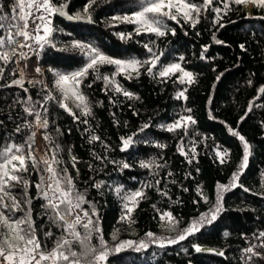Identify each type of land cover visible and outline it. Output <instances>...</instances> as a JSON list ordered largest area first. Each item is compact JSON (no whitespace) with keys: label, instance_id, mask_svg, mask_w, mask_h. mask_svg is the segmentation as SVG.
<instances>
[{"label":"trees","instance_id":"obj_1","mask_svg":"<svg viewBox=\"0 0 264 264\" xmlns=\"http://www.w3.org/2000/svg\"><path fill=\"white\" fill-rule=\"evenodd\" d=\"M52 2L59 5L64 0ZM67 2L70 14L77 11L83 14L89 0ZM194 2L200 4L202 0ZM224 3H228V9H224ZM246 3L236 5L231 0H213V5L207 11L202 9L194 19L199 21L195 27L191 21L182 18L179 23L165 18L173 28L166 35L157 36L144 31L135 35L136 25L112 21L114 16L122 17L136 12L139 9L138 0H96L89 8L93 23H72L59 16L53 17L56 31L52 40L56 48L46 45L37 56V65L46 85L43 82L34 84L25 81L27 93L19 86L9 87L13 79L20 78L17 54L5 66L4 78L0 79V149L16 143L23 144L27 152L25 142L35 131L32 154L38 161L42 159L37 151L39 134L52 156L55 153L56 159L62 161L55 167L67 168L76 189L84 193L89 201L83 208L90 211L91 205H95L99 213V226L110 248L121 241L148 243V247L139 252L135 248H124L112 253L106 264H245L243 249L249 244H260L261 241L254 234L264 232V93L259 92L264 86V7L253 4L249 10ZM12 4L13 0H0L4 13L9 16ZM213 7L220 8L221 12H213ZM120 33L133 35L125 41L120 39ZM217 40L223 43H216ZM72 41L90 43L113 58L140 60L149 58L150 54L144 48L148 44L157 54L163 53L161 63L180 61L185 69L191 70L194 82L180 83L179 74L166 80L153 78L141 68L138 78L132 76V79H128L123 73L116 76L123 89L138 97L128 99L122 93L114 92L110 86L105 91L104 81L95 79V73L90 70L80 89L87 97L91 115L75 120L60 107L61 94L55 87V77L50 71L73 72L84 66L86 57L78 50H57ZM240 45H244V48ZM205 46L207 51H203ZM114 71L115 67L107 64L99 69L103 76ZM181 90H184L186 99H177V93ZM49 95L55 99L46 100L45 97ZM29 96L31 101L23 103ZM29 106L34 107L42 119H47V129L22 127L20 132L15 131L18 125L34 122V117L24 111ZM187 109H191V112ZM74 112L80 115L79 109ZM182 115H191L196 121L188 127L187 134L183 130L170 132L162 127ZM83 120L88 123H83ZM145 123L151 126L139 132ZM230 128L244 136L250 145L247 167L238 181L243 187H233L222 193L223 211L211 224L203 225L185 240L168 243L165 238L175 236L162 231L160 214L170 212L179 221L177 225L182 230L215 205L217 186L229 184L232 174L238 170L243 145L229 131ZM134 133L136 135L133 136ZM45 135L50 140H45ZM92 135L100 139L92 141ZM129 136H133V143L122 150L121 137ZM181 140L187 155L179 150ZM217 149L227 152L223 157L226 163L220 162ZM73 156L77 159L75 168L72 166ZM150 160L163 167L149 169L140 166L141 161ZM122 163L130 167L122 168ZM46 173L42 163L39 172L29 163L28 171L19 173L29 181L27 191L32 198V219L42 247L47 246L45 251L51 249L55 238L61 235V230L44 215L42 205L45 201L35 187L41 175L46 180ZM96 184L101 186L96 188ZM116 188L122 189L119 195ZM141 189L146 198L139 199L131 213L134 223L121 220V216L125 215L121 196ZM14 197L23 209L15 214L19 218L28 209L22 183H16ZM49 230L54 235L45 241L43 232ZM4 232L2 225L0 233ZM148 232L163 239L164 247L160 246V239L151 242L146 235ZM225 232L229 234L227 237ZM113 234L116 239H113ZM91 243L99 247L95 234ZM194 245L217 249L224 255L197 252ZM257 250L264 252V249ZM249 264H264V260L254 258Z\"/></svg>","mask_w":264,"mask_h":264},{"label":"snow or ice","instance_id":"obj_2","mask_svg":"<svg viewBox=\"0 0 264 264\" xmlns=\"http://www.w3.org/2000/svg\"><path fill=\"white\" fill-rule=\"evenodd\" d=\"M233 4L239 5L248 0H231ZM250 2L256 4L257 7H264V0H250ZM96 3V0H89V3L85 5L83 14L77 11L74 14H69L67 11L68 2H64L56 5L52 0H13L11 6V15L4 13L3 5H0V79L4 78L5 66L11 62V57L17 54V47H27L30 51H36L33 48L32 41L38 45L39 49L42 50L46 45L56 48V44L52 40V35L56 29L52 26V17L60 16L66 17L68 20L83 21L85 23H93V18L89 12V8L92 4ZM139 9L131 15H124L122 17L114 16L112 21L119 23H128L136 25L134 29L135 35H140L142 30L147 33H154L157 36H164L167 34L166 25L163 22L164 18L175 20L179 23L177 16L174 14L175 9L178 12H182L185 20H191L192 12H195L199 16L201 10L207 11L209 6L213 5V0H202L200 4L194 2H185V0H138ZM167 8V11L164 9ZM228 3H224V9H228ZM212 11L220 13L221 9L213 7ZM35 24V28L29 30V20ZM197 20H192V26L198 23ZM219 23V20L216 21ZM223 27V25H220ZM43 33L41 35L40 33ZM172 34L175 32L172 30ZM133 33H120L119 37L122 40L127 41L132 38ZM23 37V42H20L18 38ZM216 43H223L217 40ZM243 49L244 45H240ZM144 48L150 54L148 59L140 60L137 58L131 59H117L108 56L103 53L99 48L94 47L90 43L82 41H72L69 45L64 48H59V51H71L78 50L84 57H86V63L84 66L71 73H62L55 69L52 71L55 80L54 84L56 89L61 94L59 101L60 107L67 111L73 116L75 120H80L81 116H90L91 107L87 100V97L80 91V85L87 78L89 71L95 73V79H102L105 83V91L111 86L112 90L116 93H122L123 96L128 99H138L133 93L123 89L116 81L115 77L120 74H125L126 78L132 79L131 72L137 73V78L140 74V69L144 68L147 75L156 78L170 79L176 73H181L178 77L180 83H193V74L186 71L180 63H169L163 64L160 61V57L163 53L157 54L153 51V47L148 44L144 45ZM203 51H207V46L204 47ZM19 56L21 59H26L28 53L20 52ZM203 59V52L201 54ZM183 60V57H180ZM19 63V60L16 61ZM113 65L115 71L112 78L103 76L100 74L99 69L103 65ZM159 68L157 69V65ZM38 73L41 72L40 68L35 69ZM155 70V71H154ZM15 75V72L12 73ZM219 79V77H217ZM29 83L38 84L40 81H29ZM19 86L23 88L24 92L27 93L28 89L24 88V73L20 71V78L13 79L11 85ZM91 87V84L87 85ZM259 92L264 93V86L259 89ZM72 99V103L75 108L80 110V115L72 111L69 107L68 101ZM186 99L184 92L181 91L177 99ZM31 96L28 97L27 101L23 103L28 104L31 101ZM46 100H53L55 97L49 95L45 97ZM25 113L28 116L34 117V122H26L23 125H18L16 132H20L22 127L29 129L33 128H48L47 119H42L38 111L34 107L29 106L24 108ZM47 111V109H45ZM191 112V109H187ZM251 111V106L249 107ZM243 119V117L241 118ZM83 123L87 124V120H83ZM196 123L195 119L191 115H182L172 124L162 126L167 131L174 132L177 130H183L187 134L189 126ZM151 125L145 123L139 129V132H143ZM233 135L237 136L243 145V156L238 170L232 174L229 184H219L217 200L213 207L208 212L202 213L198 219L193 220L189 226L180 230L179 234L172 238H165L170 244L178 243L179 241L185 240L189 235L198 232L200 228L205 224H211L217 219L218 214L223 211L222 208V193L229 191L233 187H243L238 184L239 177L242 171L247 167L248 158L250 155V145L245 140V137L240 135L239 132L229 129ZM136 135L135 133L133 136ZM36 132L32 131L31 135L28 136L25 142L28 146V151L25 152L23 144L11 143L0 149V224L3 225L5 232L0 233V264H106L108 257L112 253L120 252L124 248L135 247V251L139 252L141 249L148 247V243L140 241L138 244L135 241H121L115 247H109L107 242L104 240L102 229L99 224V213L96 211L95 205H91V209L86 210L83 208L87 201L84 193L79 192L76 189V185L73 181L72 176L68 173L67 168L57 169L53 165H59L62 161L56 159L55 153L51 159H41L40 161L32 154V145ZM133 136L127 138L121 137L122 150H126L133 143ZM45 140H50L48 135L44 136ZM100 137L96 135L91 136L92 141L99 140ZM165 147L164 145H159ZM105 147H107L105 145ZM179 150L184 154L183 140L179 145ZM195 152V148L192 149ZM227 155V152H217V156L220 158L221 163H226L223 158ZM98 159L100 157H97ZM191 162V159L189 160ZM31 163L32 167L40 171V164H43V171L47 172L48 179L45 180L44 176H40V181L35 185L38 189L39 196L45 201L42 207L45 209L44 215L47 220L61 230V235L55 238L51 249L45 251L46 244L42 247L41 238L37 236V228L35 221L32 219L31 203L32 198L28 196L29 181L23 179L19 175L21 172L28 171V164ZM77 159L75 156L72 157V166L76 167ZM11 166V167H9ZM140 166L142 168L152 169L154 167H163V165L156 164L155 160L141 161ZM122 168L130 167L127 163H122ZM77 175L79 170L76 169ZM11 182L22 183L24 187L25 201L28 206L27 211H24L22 217L16 218L15 214L18 210L23 211L19 202L14 196L10 194ZM159 183V181H157ZM99 188L101 185H94ZM119 195L122 191L121 188L115 189ZM247 191V189H245ZM166 195V193H165ZM4 197H8L11 203L5 201ZM146 198L144 191L138 190L130 193H125L121 196L124 201L123 208L125 209V215L121 216V220H127L129 223H134L131 220V213L139 203V199ZM205 202L207 199L205 198ZM155 208V205H153ZM7 213V215H6ZM165 218L169 219L170 224L174 227L179 221L176 220L170 212H164L160 214V219L163 221ZM96 235L99 240V247L92 245L91 239L93 235ZM9 235L13 236L17 243H12L9 240ZM51 230L43 232L45 241L53 237ZM151 242H155L160 239V246L164 247V240L155 237L154 233L148 232L146 234ZM225 237L229 234L224 233ZM256 239L260 240V244H249L248 247L243 249L242 259L245 264L253 261L254 258L264 260V252L258 251L257 249H264V232L254 234ZM113 239H116L113 234ZM74 245L79 250L74 248ZM197 252L201 251L198 245L193 246ZM219 255H224L220 252Z\"/></svg>","mask_w":264,"mask_h":264},{"label":"rangeland","instance_id":"obj_3","mask_svg":"<svg viewBox=\"0 0 264 264\" xmlns=\"http://www.w3.org/2000/svg\"><path fill=\"white\" fill-rule=\"evenodd\" d=\"M185 2H190V1L189 0H185ZM253 4L254 3L250 2V0H248V2L246 3L245 6H246L247 9L250 10L253 7ZM138 10H140V9H138ZM164 10L167 11V8H165ZM173 12L177 16V19L179 21H180L181 18L184 19L183 15H182V12H178L175 9L173 10ZM196 17H197V14L195 12H192L191 20H185V19L184 20L185 21H192V20L196 19ZM163 22L166 25V31L171 30L173 28V25L169 21H167L165 18L163 19ZM52 26H53V17H52ZM34 28H35V24L30 19L29 20V30L32 31ZM53 28H54V26H53ZM40 34L43 35L42 32ZM19 39H20V42H23V37H20ZM28 43H32L33 44V48L36 49V51H30L27 47H25V48L17 47V57H18V60H19V73H20L21 70L23 71V73H24V82L25 81H40V82L45 83V85H46V81H45V78H44V76L42 74V71L40 73H38L35 70L36 68H39L38 65H37V56H38V53H39L40 49H39L38 45L34 44L32 41H29ZM20 52L28 53V57L26 59H21L20 56H19ZM117 59L127 60V59H131V58H117ZM171 63H180L181 64L180 61H175V62H171ZM181 66H182V64H181ZM157 67H158V65H157ZM185 70L189 71V72H191L193 74V72L191 70H188V69H185ZM140 72H141V70H140ZM62 73H71V72L62 71ZM176 74H179V76H181V73H176ZM112 76H113V73H110L108 75V77L110 79L112 78ZM131 76H137V73L136 72H131ZM115 79L117 81L116 77H115ZM118 83L122 87L121 83L120 82H118ZM80 91H81V89H80ZM181 91L184 92V90H181ZM181 91H179L177 93V96H178V94ZM184 95H185V93H184ZM66 102L68 103L69 107L72 108V111H75V109H77V108H75L74 104L72 103V99L71 98L68 101H66ZM169 124H172V123H168L167 125H169ZM37 138H38L37 139V151L40 154L41 158H43V159H51L52 154H51L48 146L45 144L44 140L40 137L39 134H38ZM217 152L223 153V151L220 150V149H217ZM9 167H11V166H9ZM53 167H55V165H53ZM48 175L49 174L46 173V180L48 179ZM15 188H16V183L11 182L10 194L12 196H14V194H15ZM4 199H5L6 202L9 203L8 197H4ZM9 206H11V203H9ZM0 210H2V209H0ZM6 215H7V213H6ZM1 226H2V224H0V227ZM162 231L167 233L168 235L177 236L179 234V232H180V229H179L177 224H175V226L173 227L170 224L169 219L165 218L163 220V223H162ZM9 240L12 243H17L16 239L13 236H11V235H9ZM199 247L201 248V251H199V252H202V253L219 254L220 252H222L220 250L213 249V248H208V247H204V246H199ZM131 248L134 249L135 247H131ZM0 260H2V258H0Z\"/></svg>","mask_w":264,"mask_h":264},{"label":"water","instance_id":"obj_4","mask_svg":"<svg viewBox=\"0 0 264 264\" xmlns=\"http://www.w3.org/2000/svg\"><path fill=\"white\" fill-rule=\"evenodd\" d=\"M69 3H68V8L67 11L69 12ZM70 14V13H69ZM60 17V16H59ZM62 19H65L66 21L72 22V23H85L83 21H73V20H68L66 17H61Z\"/></svg>","mask_w":264,"mask_h":264}]
</instances>
